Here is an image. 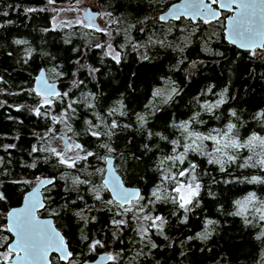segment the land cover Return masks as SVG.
Listing matches in <instances>:
<instances>
[{
    "label": "trees",
    "instance_id": "1",
    "mask_svg": "<svg viewBox=\"0 0 264 264\" xmlns=\"http://www.w3.org/2000/svg\"><path fill=\"white\" fill-rule=\"evenodd\" d=\"M174 1L96 0L92 7L105 13L108 26L88 27V33L77 25L54 26L50 0H0V193L5 197L0 200V253L13 238L7 211L21 204L41 178L51 177L54 184L43 190L46 206L41 212L53 216L65 234L73 264L108 250L120 264H264V220L259 219L264 214V183L248 182L254 176L264 179V168L240 166L248 156V163L264 156V148L257 144L254 150H229L238 159L226 162L225 171L191 151L183 164L165 159L184 151L182 145L188 141L178 125L196 113L202 123L193 122L190 130L208 134L232 123L241 142L253 133L264 137V48L244 50L228 42L226 12L208 23L159 20ZM107 41L119 53V62L106 54ZM42 69L59 81L61 93L68 92L63 102L52 98L46 117L32 111L40 107L41 98L30 91ZM173 87L176 94L169 99ZM157 90L162 95H155ZM220 99L224 103L208 111L207 106ZM69 103L75 112L67 113L72 128L68 134L97 157L114 156L125 183L142 188L145 210L163 217L162 229L150 227L141 238L132 213L115 215L119 210L106 204L112 196L102 187L104 159L78 162L77 168L86 165L85 173L57 166L54 157L46 162L48 153L31 151L33 146L52 147L49 130L60 127L51 117L59 119ZM112 121L120 127L105 135ZM92 125L99 126L92 129L101 133L99 137L91 136ZM103 144L113 151L107 152ZM204 145L205 151H212L211 141ZM189 161L197 164L201 188L188 210L170 199L155 201L151 193L158 187L162 196L175 195L170 183H160L164 170L177 172ZM98 168L104 169L102 175ZM76 177L90 180L93 187L74 184ZM96 192L101 201L94 199ZM250 193L258 199L246 203ZM237 200L245 205L243 216L234 215ZM113 219L128 223L117 228ZM94 240L102 246L90 250ZM52 264L68 263L52 254Z\"/></svg>",
    "mask_w": 264,
    "mask_h": 264
},
{
    "label": "snow or ice",
    "instance_id": "2",
    "mask_svg": "<svg viewBox=\"0 0 264 264\" xmlns=\"http://www.w3.org/2000/svg\"><path fill=\"white\" fill-rule=\"evenodd\" d=\"M52 2V0H50ZM217 0H211L210 3H205L204 0H191L190 3H186L184 5V9L191 15L194 16H206L210 18H218L220 13L211 7L212 4H216ZM236 6V15L234 17H229V23L231 25L229 29V38L232 43H239L241 48L249 47L252 44L260 43L264 41V0H224L219 4L221 9H232V6ZM28 11H35V9H28ZM179 8H174L171 15L175 16L179 19ZM87 23H84L83 26L94 27V22L92 17H85ZM167 17L160 16L159 20H166ZM79 22V21H78ZM208 20H205V23H208ZM17 44H24L26 41L17 40ZM261 46H264L262 44ZM97 47H101V45H97ZM109 47H111L109 45ZM107 55H112L111 52L106 53ZM29 55L31 52L29 51ZM117 62L120 60L119 53H116L113 56ZM95 71V70H93ZM59 75V73H58ZM37 86L32 88L30 91L34 93L36 96L40 97V107L33 109L37 116H47V108L53 104V97H57L63 102L64 98L68 96V92H59L55 87L47 82L43 72L36 78ZM82 83V82H81ZM79 86L78 84L76 85ZM176 94V89L173 87L171 89V93L169 94V99L171 96ZM155 95H162L160 90L155 92ZM224 100L220 99L216 102L215 105L207 106L208 111L212 110V107H219L220 104H223ZM21 105L17 108H23ZM41 107H44L46 111L42 112ZM68 111L75 112V109L72 108V104L69 103L64 113L58 119L57 117H51L53 123H65V126L68 129V132L72 131L70 125L67 124V113ZM113 112L116 109L112 110ZM123 115V113H121ZM199 114H194L189 120L183 121L178 125V128L181 130L183 136L188 141L183 144L182 147L184 149L183 152L177 153L175 155L167 156L165 159L173 161V163L179 162L183 164L187 159L188 152H194L207 157V162L209 164H218L220 165V170L225 171L224 164L227 162L229 164L235 163L238 159V155L229 154V150H235L237 153L241 149H253L258 144L262 148H264V137L258 136L253 133L250 135L244 142H241L238 138L234 136V129L236 128L235 124L229 123L225 126L224 129H212V131L208 134H204L201 132H197L195 129H191V125L193 122L202 123V121H197V116ZM233 116L236 115L235 112L232 113ZM264 115V113H261ZM138 120L143 124L144 117L139 116ZM99 127L98 125H92L90 127V133L92 137H99L101 135L100 132L96 130H92L94 128ZM120 127L115 121H112L109 131L104 133L105 135H111L112 130ZM52 131L51 129L49 130ZM48 135V133H45ZM40 140H44V136L40 137ZM205 141H211L213 148L212 151H205L204 145ZM173 144H177V141H171ZM103 148L107 150V152L111 153L113 151L112 148L109 147L108 144L101 145ZM9 147H14V145H10ZM32 152H45L48 153V156L45 157L47 160L51 157L55 158V162L57 166H63L66 169H75L77 172H85L86 173V165L83 168H77V164L80 161H87L89 157H94L98 159L107 160L108 163H111L110 157L100 156L97 157V154L88 151L85 149L83 144L75 143L72 141L70 136H66L65 138V150L57 151L54 147L45 148L43 146L36 147L33 146ZM175 152V149H173ZM71 152L73 155H69ZM83 153V155H81ZM248 161H252V157L248 156L245 158V162L241 164V167H260L264 168V156L256 159L253 163H248ZM163 160L160 162L163 164ZM35 163L31 165V167H35ZM197 164L189 161L188 166L183 169H177V172L173 173L168 169H165L163 174L161 175V185L166 183H170L172 185V193L175 195H161L160 188L158 187L156 190L152 191L151 195L155 198V201L160 200H168L170 199L172 203H178L180 208L185 209L187 211V205L191 204L192 201L199 195V191L201 188L200 183L197 182L196 176ZM97 174H103L104 169L98 168L96 169ZM91 175V174H88ZM71 178V177H67ZM181 178H186L182 180ZM74 184H88L91 189L92 182L90 180H80L79 177H76L73 181ZM249 183H264V179L259 177H252ZM40 185H52L54 184V179L40 180ZM103 188L108 189L112 193V198L106 201L107 205H115V207L119 210L115 212V215L125 216L128 213H132V219L136 221H149L151 228H156L158 230L162 229L164 224L163 217L156 215L152 216L150 214L145 213L146 205L141 204L140 201L143 197L140 196L139 190L128 189L123 186L121 181L116 176H110L103 182ZM5 197L3 193H0V200H3ZM94 199L97 201H101L102 197L99 192L94 194ZM255 193H250L247 197H245L246 203H252L257 200ZM25 206L23 208L13 209L8 213L10 217V223L8 224V231L14 232L16 236L15 243L9 246V252L6 254H0V259L8 261L12 259V253L15 254V260L17 264H48V256L50 252L59 253V259L68 261V264H73L72 257L73 252L68 250V242L64 239L59 231L52 227L51 223L47 220H40L37 215V209L44 208L45 205L39 196V189L37 188L33 192L27 194L25 198ZM133 201L136 203L134 204ZM155 201L149 200L148 204H154ZM236 205L238 206V211L234 213V215L243 216L244 215V203L237 200ZM264 203V202H262ZM55 214V213H53ZM143 214V215H141ZM80 216V213H77ZM81 219H86L81 216ZM94 219V217H93ZM260 220H264V214H261L259 217ZM159 222V223H157ZM247 222V221H246ZM128 223L125 219H113L112 224L116 225L117 228L120 226H126ZM209 223H212L209 221ZM138 234L143 238L146 236L148 232V228H139L137 229ZM264 235V233H262ZM202 238L206 239L207 235L205 234ZM102 246V242L100 240H94L89 245L90 250H95L97 246ZM152 247H156L155 244L151 245ZM106 260H115L116 257L112 255H108L104 257Z\"/></svg>",
    "mask_w": 264,
    "mask_h": 264
},
{
    "label": "water",
    "instance_id": "3",
    "mask_svg": "<svg viewBox=\"0 0 264 264\" xmlns=\"http://www.w3.org/2000/svg\"><path fill=\"white\" fill-rule=\"evenodd\" d=\"M191 0H176L174 1L173 3H171L167 9H165L164 11H162L160 13L159 16H165L167 17L166 20H163L164 22L168 21V20H181V19H193V20H196V19H201V20H208V21H215V20H218L220 19L224 14L225 12L228 13V14H225L224 15V32H225V38L228 42L232 43L231 42V39L229 38V29L231 27L230 23H229V17H234L236 15V6L233 5L232 6V9H221L219 7V4L221 2H224V0H217V3L216 4H212L211 7L215 10H217L220 15L218 18H210V17H206V16H194V15H191L189 14L185 9H184V5L186 3H190ZM205 3H210L211 0H204ZM174 8H179L180 9V13H179V19H177L175 16L171 15L170 13H172V11L174 10ZM99 15V10H93V7L92 6H88V8L86 9V11L84 12L83 16L84 18L85 17H92L93 19V22H94V26L95 27H98L99 26V23L97 21V17ZM87 21V20H86ZM234 44L235 46H237L238 48L240 49H244V50H254L256 48H264V46H261L262 44H264V41H261L260 43H256V44H252L250 45L249 47H245V48H241L239 43H232ZM43 72L44 76H45V79L47 80V82L49 84H51L53 87H55L59 92L61 91V88L59 87V81L57 80H52L50 79L45 70L42 69L40 71V73L37 75V77L39 75H41V73ZM37 86V81L35 83V87ZM60 136L61 138L63 139V142H64V146H65V138H66V135H63L60 133ZM111 158V163H108L107 160H105V172H104V176H103V182L108 179L110 176H116L119 178V180L121 181V183L123 184L124 187L128 188V189H132V190H136L138 189L139 190V193H140V196L142 195V188L138 185H128L125 183L124 179H123V176L121 175V173L118 171L117 167H116V164H115V158L114 156H108ZM47 179H52L51 177H43L41 178L40 180H47ZM40 180L33 186L31 187L25 194H24V197H23V200L21 202V204L17 205V206H13L11 207L8 211H7V221H6V224H7V228H8V224L11 222L10 221V217L8 216V213L11 212L13 209H18V208H23L25 206V198L27 196L28 193L30 192H33L34 190H36L37 188L39 189V196H40V199L43 201L44 205L46 206V201H45V196H44V192L43 190L48 186L47 184L45 185H40ZM110 192V191H109ZM111 196H112V193L110 192ZM43 208H39L37 209V212H36V215L37 217L40 219V220H47L51 223L52 227L55 228L57 231H59L61 233V235L64 237V239L66 240V236L65 234L63 233V231L56 225L55 223V219L53 216L49 215V216H45L42 214L41 210ZM12 235H13V238L12 240L8 243L7 247L9 249V246L14 244L15 243V240H16V236H15V233L14 232H11ZM67 241V240H66ZM68 246H69V243H68ZM68 250L71 251L70 249V246L68 247ZM52 254H57V255H60L59 253H56V252H50L49 253V256H48V264H52ZM108 255H112L110 252L108 251H103L101 253H99L94 259H86L82 262V264H107L110 260H106L104 259V257L108 256ZM64 261V260H63ZM64 262H68V261H64ZM6 264H17V261L15 260V254L12 253V259L11 260H8V261H5Z\"/></svg>",
    "mask_w": 264,
    "mask_h": 264
},
{
    "label": "rangeland",
    "instance_id": "4",
    "mask_svg": "<svg viewBox=\"0 0 264 264\" xmlns=\"http://www.w3.org/2000/svg\"><path fill=\"white\" fill-rule=\"evenodd\" d=\"M51 7L54 9L55 11V15L53 17V25L54 26H64V25H77L80 29H83L84 31H89L88 27L85 28L83 26L84 23H87V21H85L82 16L84 14V12L86 11V7L89 6H97L96 5V0H76L74 2H61V3H57V2H50ZM79 21V22H78ZM99 24L102 25L103 28H106L108 26V20L105 17V13L100 11V16L98 18ZM90 33V31L88 32ZM95 41H98L97 39H95ZM109 45L111 47H109ZM106 48L108 52H111L112 55H115L116 49L114 48V46L110 43V42H106ZM68 124V122H67ZM69 125V124H68ZM59 130L53 129L49 134L51 135V146L56 148L57 151H64L65 150V146H64V142L63 139L60 136V133L66 136H70L72 138V141L77 143L76 140L73 138L72 135L68 134V129L65 126V123H59ZM69 155H73V153L69 152ZM174 173L176 171H173ZM182 180H185L186 182V178H181ZM134 203H136L135 201H133ZM143 214H150L152 216H156L159 214H156L152 211H146ZM141 214V215H143ZM161 216V215H159ZM150 223L149 221H137V227L139 228H150ZM159 223V222H157ZM9 252L8 247L6 246V248L1 251L0 254H6ZM123 264V263H122Z\"/></svg>",
    "mask_w": 264,
    "mask_h": 264
},
{
    "label": "flooded vegetation",
    "instance_id": "5",
    "mask_svg": "<svg viewBox=\"0 0 264 264\" xmlns=\"http://www.w3.org/2000/svg\"><path fill=\"white\" fill-rule=\"evenodd\" d=\"M88 6H89V5H88ZM88 6L86 7V9L88 8ZM93 10H96V9H93ZM227 14H228V13H227ZM99 16H100V11H99V15H98V17H97V21H98ZM82 18L86 21V19L84 18V16H82ZM99 26H100V25H99ZM133 203H134V202H133ZM108 252H110V253L112 254V256H114V254H113L112 251L108 250ZM93 259H94V258H93ZM66 263H68V262H66ZM107 264H120V263H118L117 260L115 259V260H110ZM129 264H132V263H129Z\"/></svg>",
    "mask_w": 264,
    "mask_h": 264
}]
</instances>
